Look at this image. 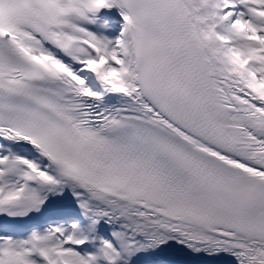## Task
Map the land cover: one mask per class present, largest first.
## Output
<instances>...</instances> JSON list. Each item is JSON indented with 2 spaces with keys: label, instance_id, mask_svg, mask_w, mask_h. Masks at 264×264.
I'll return each instance as SVG.
<instances>
[{
  "label": "snow or ice",
  "instance_id": "6c2138e0",
  "mask_svg": "<svg viewBox=\"0 0 264 264\" xmlns=\"http://www.w3.org/2000/svg\"><path fill=\"white\" fill-rule=\"evenodd\" d=\"M0 264H264V0H0Z\"/></svg>",
  "mask_w": 264,
  "mask_h": 264
}]
</instances>
